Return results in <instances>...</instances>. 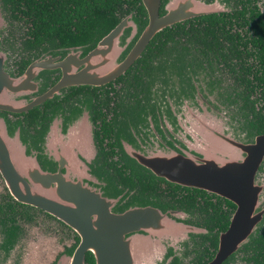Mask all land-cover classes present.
Segmentation results:
<instances>
[{"label":"flooded vegetation","instance_id":"af4514ba","mask_svg":"<svg viewBox=\"0 0 264 264\" xmlns=\"http://www.w3.org/2000/svg\"><path fill=\"white\" fill-rule=\"evenodd\" d=\"M178 1L188 16L156 31L122 72L101 84L53 89L62 75L59 67L21 75L37 56L58 62L77 52L81 58L103 35L77 44L53 40L34 50L25 39L7 44L1 32L0 49L6 54L2 70L8 78L20 77L14 80L17 90L3 91L0 97V106L7 107L0 108L2 150L20 179L32 168L55 172L59 160L53 154L49 158L47 145L56 138L49 140L44 132L49 120L63 125L60 131L64 125H72V132L85 131L79 125H87L91 142L87 138L89 150L80 155L88 161L87 183L113 201L112 212L147 207L161 217V231L132 232L139 235L131 242L132 264H264V199L248 234L218 260L224 252L221 234L228 230L236 204L214 192L168 181L138 162L173 154L213 157L219 125L232 140L243 142L264 133V75L251 72L264 63V0ZM140 4L141 20L134 9L120 17L131 16L133 26L124 27L117 40L119 60L146 23ZM171 7L172 0H159L158 16ZM257 19L262 21L258 32ZM11 21L18 27V21ZM78 113L86 114L89 124L73 118ZM70 150L74 157L75 149ZM66 166L76 169L63 161L60 172ZM253 181L264 196V153ZM78 242L69 224L17 200L0 170V264H68ZM83 262L95 264L91 249L83 252Z\"/></svg>","mask_w":264,"mask_h":264},{"label":"water","instance_id":"95a60500","mask_svg":"<svg viewBox=\"0 0 264 264\" xmlns=\"http://www.w3.org/2000/svg\"><path fill=\"white\" fill-rule=\"evenodd\" d=\"M140 1L146 13V23L122 60L118 58L121 54L118 41L124 27L133 26L129 15L109 29L83 57L79 58L75 52L56 62L37 56L27 65L21 76L30 77L36 69L52 70L59 67L62 75L54 89L68 84H101L118 75L139 55L156 31L188 16L183 3L178 0H172V7L161 16L157 14L159 0ZM1 12L0 6V31L5 26ZM4 58L5 54L0 49V97L3 91L17 90L14 89L17 84L14 80L20 78L7 77L2 70ZM85 115L78 113L73 118L81 117L82 123L89 124ZM51 123L52 119L44 132L49 140H59L58 143L55 140L47 145L49 158L58 157L59 160V167L55 172L34 170L31 167L33 170L26 175L22 174L20 179V175L16 174L11 161L3 152L0 140V170L10 185L12 195L19 201L55 215L76 231L79 242L72 251L68 264H84L83 252L87 249L94 253L95 264H132L131 242L139 239V235L132 232L138 229L161 231L159 212L136 206L122 212H112L113 201L102 198L85 180L88 161L80 157L87 154L86 149L89 150L87 138L91 142V135L86 133L87 125H79L85 131L72 132V125H64L63 131H60L63 125ZM219 132L213 157L198 159L195 156L191 158L189 155L173 154L142 157L138 160L142 166L168 181L214 192L236 204L228 230L221 234L220 250L224 252H219L218 260L233 248L229 245L240 242L248 234L259 218L261 209L257 205L264 199L260 198L262 189L253 181L256 168L263 158L264 133L243 142L236 138L232 140L223 125H219ZM70 148L75 149L74 157ZM63 161L66 165H75L76 169L66 166L65 172H60ZM173 227L175 226H171V230ZM171 233L175 231L172 230ZM31 253L34 252H28L27 255L30 256Z\"/></svg>","mask_w":264,"mask_h":264},{"label":"trees","instance_id":"16d2710c","mask_svg":"<svg viewBox=\"0 0 264 264\" xmlns=\"http://www.w3.org/2000/svg\"><path fill=\"white\" fill-rule=\"evenodd\" d=\"M0 5L26 25L30 34L26 41H31L28 46L34 50L53 40L60 44L94 42L130 9L140 20L143 16L140 0H0ZM255 29L262 30L260 19ZM260 48L264 59L263 43ZM251 72L255 77L264 75V63Z\"/></svg>","mask_w":264,"mask_h":264},{"label":"rangeland","instance_id":"374dc122","mask_svg":"<svg viewBox=\"0 0 264 264\" xmlns=\"http://www.w3.org/2000/svg\"><path fill=\"white\" fill-rule=\"evenodd\" d=\"M1 6V15L4 18L3 22H4V27L1 29V32L4 34V40L7 44H16L18 39H25L30 36L29 31L26 27V25L24 23H22L21 20H19L18 18H14L12 17L11 14H7L4 11V8L2 5ZM11 20H16L18 21V27H15L14 23ZM15 42V43H14ZM5 54V53H4ZM6 55V54H5ZM221 127V125H220ZM260 198L263 199V193L260 195ZM45 241H48L50 239H43ZM50 243V242H48Z\"/></svg>","mask_w":264,"mask_h":264}]
</instances>
